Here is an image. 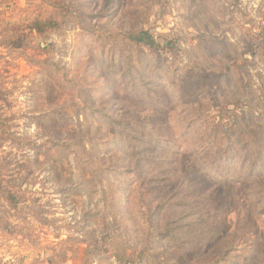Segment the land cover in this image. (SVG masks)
Returning <instances> with one entry per match:
<instances>
[{
	"label": "rangeland",
	"instance_id": "obj_1",
	"mask_svg": "<svg viewBox=\"0 0 264 264\" xmlns=\"http://www.w3.org/2000/svg\"><path fill=\"white\" fill-rule=\"evenodd\" d=\"M0 264H264V0H0Z\"/></svg>",
	"mask_w": 264,
	"mask_h": 264
},
{
	"label": "trees",
	"instance_id": "obj_2",
	"mask_svg": "<svg viewBox=\"0 0 264 264\" xmlns=\"http://www.w3.org/2000/svg\"><path fill=\"white\" fill-rule=\"evenodd\" d=\"M43 25H44L43 23H36V25H34V27L36 30H38V32L43 33L46 31V29H44ZM130 39L137 45H143V46H147L150 48H155L157 46L156 42L153 40L152 36L147 32H142V33H139L135 36H131Z\"/></svg>",
	"mask_w": 264,
	"mask_h": 264
}]
</instances>
